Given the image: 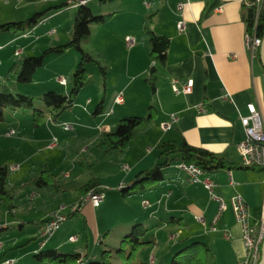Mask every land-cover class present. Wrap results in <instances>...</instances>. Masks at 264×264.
<instances>
[{
    "label": "crops",
    "instance_id": "obj_1",
    "mask_svg": "<svg viewBox=\"0 0 264 264\" xmlns=\"http://www.w3.org/2000/svg\"><path fill=\"white\" fill-rule=\"evenodd\" d=\"M249 1L116 0L104 6L98 2L90 8L96 16H110L106 24L90 26V41L97 53V55H92V53L90 55L102 67L106 68L107 73L105 77L102 76L99 79L95 101L88 99L82 107L83 111L80 108L81 102H77L74 108L69 110L68 121H63V124L74 125L72 132L80 136L83 144L88 145L83 148V153H87L91 146L97 145L101 134L115 131L122 119L127 117L146 118L149 115L150 107L155 110L154 118L135 131L133 140L124 153H118L116 156L108 158L116 153L101 156L97 151V155H93V160L89 161L93 171L85 178L81 176L79 180L75 179L70 184L64 185L49 170L59 182L60 188L33 190L30 194V199L34 200L32 203L38 202L39 205L44 203L46 205L52 196L53 200L60 198L61 201L64 198L68 201L61 202L57 207L46 211L42 221L47 222L62 205L78 207L83 200L81 188L93 179L100 182V189L103 192L108 191L104 194L103 201L108 205L109 193H117L121 184H131L140 172L147 170L159 161V147L163 143L185 141L193 147L221 155L237 167L206 175L217 184L215 194L227 204V210L223 212L218 223V231L215 233L210 231L212 219L218 212V203L212 200L203 185L190 183L187 175L176 169L177 167L174 168V172H171V166L176 161L163 170L164 180L162 183L151 189L131 194L144 195L141 198V205L143 206L145 201L149 202V207L143 206L142 208L149 211L150 215L131 217L127 224V230L137 224L148 230L159 229L160 223L157 225H152V223L163 222V216L166 215L170 216L168 224L172 223L185 228L187 227L186 218H188L191 219L194 226L188 232L184 229L171 233V240L178 243L202 241L209 245L211 253L215 246L217 248L215 258H221L228 261L229 264H238L243 260L245 256L243 231L242 226L235 218L231 199L236 195L242 196L249 209V225L252 229L257 228L264 199L262 170L243 167L237 149L246 137L240 115H248L247 106L255 104L264 119V68L260 57H253L247 50L245 41L247 29L243 13L244 7L248 6ZM59 2L61 0L45 10L48 13L41 23L46 21L51 25L52 21L62 18L64 15L71 20L75 18L76 8L74 17L72 11L63 14L70 7L66 2L62 1L63 3L58 4ZM179 4L184 5L182 12L178 10ZM61 5L64 6L62 10L54 9ZM152 16L154 18H151ZM181 20L186 23L183 33H180L177 27ZM148 24H151L150 27L156 35L170 39L165 65L151 60V45L148 37L144 35V28ZM39 25L33 31L26 33V37L22 35V39H33V34L39 30ZM56 34V29L49 31V35ZM128 37L136 41V45L132 48L127 46L126 38ZM13 40H16V37ZM40 40L35 39L38 42ZM1 48L2 46H0ZM17 51L21 52L20 58L23 56L25 48L21 47L15 53ZM74 64V66L77 65V60ZM151 67L155 68L156 90L154 92L146 82ZM60 78L66 79L63 76L58 77V79ZM58 79L55 84L50 85L48 90L53 92L62 90L67 95L71 89L68 80L66 79L67 86H63L58 82ZM190 80L194 84L191 94L178 95L173 91V85H183ZM33 82H37L35 78H33ZM3 90L13 92L8 87H4ZM24 94L31 96L30 93L25 92ZM121 95L123 102L117 103L116 99ZM92 104L96 108L103 104L100 114L94 115L96 108L91 110ZM171 115H176L178 120L171 130L164 132L160 126L162 123L168 122ZM47 120L52 129L47 130L51 135L48 133L45 140L41 139V142H47L45 148H48L49 143H52L49 141L55 138L57 129L62 125L56 123L58 119L53 121L51 115ZM12 130L16 134L7 137V134ZM18 133V129L11 127L6 131L5 137L12 139ZM31 141L33 142V140ZM32 142L26 140L24 143L28 145ZM65 144L67 147L72 145L70 141ZM117 161L121 162V167L117 166ZM2 166L6 165H0V167ZM82 167L85 168V166ZM16 171L12 172L17 173ZM26 173L28 171L24 170L16 178H21ZM71 178V174H64V179L70 180ZM42 195L45 200L40 202ZM122 198L126 199L127 196L122 195ZM116 199L118 198L115 197ZM102 206L103 204L99 208H94L90 203L83 202L76 213L68 218V220L74 218L71 222L73 223L72 229H67L63 233V238L54 242L53 249L63 251L68 244L80 243V236L76 233L78 222H75V219L77 217L83 218L82 230L86 234L88 243L91 235L95 242L99 243L103 230L109 228L99 222L98 211ZM196 216L205 217L208 222L207 229L195 221ZM180 219L181 221L178 223L174 221ZM167 227L169 229V226ZM43 228L44 224L39 225V244ZM73 236L79 238L77 243L69 241ZM54 240L55 236L48 244ZM101 241L104 242V240ZM14 244L12 249L21 246V243H16V241ZM156 245L157 242L154 241L153 244L147 246L148 250L156 249ZM39 247L40 245L32 249V252L18 251L21 256L10 257L5 250L6 246L3 245L0 251L3 252L0 254V264L10 260H14L16 264L18 261H28V256L31 253H37ZM89 247L88 244L87 252L79 248L74 253L87 255L88 259H97L95 253L90 255ZM138 255L136 261L140 257ZM146 256H149L150 264H157L156 258L150 253Z\"/></svg>",
    "mask_w": 264,
    "mask_h": 264
},
{
    "label": "rangeland",
    "instance_id": "obj_2",
    "mask_svg": "<svg viewBox=\"0 0 264 264\" xmlns=\"http://www.w3.org/2000/svg\"><path fill=\"white\" fill-rule=\"evenodd\" d=\"M57 1L58 0H0V26L8 23L27 21L35 14L42 13L49 6L54 5ZM62 1L67 3V0H61L58 4L63 3ZM95 4H98V0H91L88 6L91 8ZM70 11H72V16L74 17V7L68 8L63 14H67ZM151 18H154V16ZM73 23L74 19L72 18L71 20L66 18L65 15L62 18L52 21L51 25L49 22L45 21L40 23L38 27L39 30L33 34V39H22V36L19 37L12 32L0 31V46H2L0 49V92L9 93L8 90H3L4 87H8V89L13 91L10 93L15 95L24 94L25 92L30 93V95L35 98V108L47 112L44 123L39 127L34 126L32 110L13 111L7 109L5 111L4 121L0 122V165L5 164L9 168L7 188L13 191L16 205L15 214H12L6 206L2 207L0 213V224L8 227L7 229L0 231V243L6 246L5 250H7V255L10 257L21 256L18 251L32 252V249L37 248L40 245L38 222L43 220L44 215L47 213L46 211L57 207L61 202L66 203L68 201V199L64 198H62L61 201L60 198L53 200L52 196L51 199H48L46 205L45 203L39 205L38 202L33 204L32 201L34 200L30 199V194L33 190L38 188L32 183V180L39 178L43 173L42 171L48 168V170L57 176L58 181L67 185L70 184L72 180H79L81 176L84 178L89 176L93 171L92 167L83 168L80 162L84 163L85 160L86 162L93 160V155H97L98 151L96 145H90L89 152L83 153L84 146L88 145L83 144L80 136H77L75 133L66 132L59 127L55 136L58 140V146L55 150L45 148L47 144L46 141L41 142V139L45 140L44 138L47 137L46 135L50 133V131L47 130L52 129V126L47 123V118L50 116V113L45 109L42 102L39 101V98L45 93L51 92L48 89L51 87L50 85L55 84L58 77H65L68 80L70 88L72 87L73 75L81 60L80 53L74 49H70L62 54H49L45 58L43 67L39 69L33 77L37 82H32L30 84L17 82V77L20 74L19 69L11 71L14 64L21 62L26 57L40 56L46 50L50 49L52 47L51 45L57 47V45L61 46L62 44H67L71 39ZM54 29H56L57 34L49 35V31ZM15 37L16 40L12 41ZM36 38L41 40L39 42L35 41ZM90 39L88 41H83L82 47L86 53L97 55ZM21 47H24L25 51L23 56L19 58L15 56V51L21 49ZM76 60L77 65L74 66ZM87 72V83L76 100V103L81 102V110L88 99L93 101L97 96L98 82L102 77L99 67L95 64L87 65ZM8 75L9 78H7ZM58 91L59 92L55 93L66 95V92L62 90ZM95 108L96 106H94V104L90 106L91 110H94ZM68 114L69 111L62 114L56 123L61 125L63 124V121H68ZM11 127L18 129L19 133L16 137L7 139L5 133ZM55 138H53V140ZM26 140H29L30 142L33 140V144L26 145L24 143ZM53 140H50L49 142H52ZM68 141H70L72 145L67 147L65 143ZM117 154L118 153L113 154L108 158H112V156H116ZM117 163V166L121 167V162L117 161ZM178 165L179 162L176 161L171 166L170 171L174 172V168ZM14 166H19L20 168L16 171L17 173L11 171V168ZM24 170L28 171V173L24 174L21 178H16L19 174L23 173ZM94 170L96 171L97 169ZM65 173L71 174L72 178L70 180L64 179ZM49 192L51 193V191ZM107 192L108 191H104L103 194H106ZM116 192V195L111 193L108 194L110 198L109 204L107 205L102 202L103 206L98 211L99 222L105 227H109L105 228L102 232L101 240H104V242L102 243L101 240L99 243L95 242L94 237L91 235V237L89 236L90 240L88 243L86 240V234H84L85 232L82 230L84 222L83 218L77 217L75 219V222H78L76 233L80 236V243L76 245L68 244L66 248L63 249V252L74 253L75 250L79 248L87 252L89 244L90 255L95 253L98 260H101V255L106 250H112L114 259H118V256L121 255V253H117L120 249L121 241L125 236L131 233L134 226L139 225H134L127 230L129 219L131 217H141L143 215H146L144 217H147L150 213L142 208L141 198L144 195L137 193L123 199L120 191L117 190ZM115 197L118 199L115 200ZM40 199V202H43V200H45L44 195H42ZM169 218L170 216L166 215L163 216V222L157 221L152 223V225L160 223V227L159 229L153 228L150 230L147 234L146 240L157 242L156 249H153L152 251L148 250L149 247L142 249L138 255L140 256L139 259L137 261L135 260L136 262L134 264H150L149 256H146L148 253L156 258L157 264H171L174 255L194 243L193 241H189L183 244L171 240V233H176L179 230L184 229L188 232L194 226V223L190 221L191 219L189 220L186 218L187 227L182 228L176 224H168ZM73 219L74 218H71L64 223L62 228L56 233L55 240L46 246V250H52L54 242L63 238V233L67 229H72L73 223L71 222ZM74 224L76 225V223ZM167 226H169V229ZM15 241L16 243H21V246L12 249L15 245ZM212 250V253L209 255L208 264H229L228 261L221 258H215V251H217L215 246ZM1 253L3 254V252H0V254ZM33 255L34 253H31L30 256H28V261H18L17 264H33ZM115 262L119 264L118 260Z\"/></svg>",
    "mask_w": 264,
    "mask_h": 264
},
{
    "label": "trees",
    "instance_id": "obj_3",
    "mask_svg": "<svg viewBox=\"0 0 264 264\" xmlns=\"http://www.w3.org/2000/svg\"><path fill=\"white\" fill-rule=\"evenodd\" d=\"M116 0H98L101 5H108ZM63 5L55 7L56 10H62ZM48 11L37 13L30 19L24 22L8 23L0 26V31L12 32L17 36H22L33 31L45 18ZM110 16H96L93 14L90 7L81 6L76 8L74 23L71 30L70 41L61 46L52 47L46 50L42 55L37 57H26L21 62L14 64L12 70H20L17 77V82L22 84H30L33 82V77L39 69L44 65L45 58L49 54H62L70 49H74L80 53L81 60L73 75L72 87L67 95L57 94L53 91L45 93L39 98L45 109L52 116L53 121L74 108L78 95L88 80L87 65L95 64L99 67L103 77L106 76V68L102 67L90 54L86 53L82 47L83 41H88L91 37L90 26L93 24L104 25L108 22ZM243 19L246 24L247 32H253L255 27V9L252 6H245ZM258 37H264V8L261 12L258 25L256 27ZM144 35L148 37L151 45V60L155 63L165 65L167 62V53L170 47V39L165 36H158L152 30L150 25L144 28ZM260 57V54H259ZM155 68L149 69V74L146 82L154 92L155 84ZM11 109L13 111H33L34 126H41L47 116V112L37 110L35 108V98L25 94H12L0 92V122L4 121L5 111ZM103 110V104H100L94 115H98ZM154 108H149V115L143 117H127L122 119L115 131L103 133L99 136L96 148L101 156H106L113 153H124L129 148L133 140L135 131L145 123H149L154 118ZM182 161L193 163L200 167L205 175H211L216 172L228 169L232 170L237 167L229 163L223 156L213 154L205 149L193 147L182 142H166L159 147V161L152 165L147 170L140 172L133 182L127 185L124 189L119 190L124 197L131 195L137 191H144L163 182V170L170 167L173 162ZM86 168L91 167L86 160L80 162ZM9 179V168L7 166L0 167V213L3 206L15 214V196L11 190L7 188ZM32 183L39 189L56 190L59 189V182L47 169L43 171L39 178L33 179ZM92 190L102 191L100 182L93 179L81 188L83 200L79 203V207L83 203L88 193ZM103 192V191H102ZM76 213L68 214V218ZM177 223L180 220H174ZM46 221L38 222V226L46 224ZM150 230L143 228L141 225L134 226L131 233L124 237L120 243V249L117 253H121L118 259H114L113 251L106 250L101 255V260L88 259V256H83L81 253L63 252L57 249L46 250L45 248L33 255V264H134L138 253L145 247L153 244L154 241L146 240ZM180 243V242H179ZM185 244L184 242H181ZM211 249L209 245L202 241H195L191 246L182 249L174 255L171 264H208ZM11 261V260H10ZM14 261V260H13ZM6 264V262H4ZM13 264H16L15 261Z\"/></svg>",
    "mask_w": 264,
    "mask_h": 264
},
{
    "label": "built area",
    "instance_id": "obj_4",
    "mask_svg": "<svg viewBox=\"0 0 264 264\" xmlns=\"http://www.w3.org/2000/svg\"><path fill=\"white\" fill-rule=\"evenodd\" d=\"M91 0H67L68 7L78 8L81 6H87ZM248 6H252L255 9V27L253 32L246 33V47L247 50L251 53L253 57L259 56L262 38L258 37L256 34V27L259 22L261 12L264 8V0H250ZM183 4H179L178 10L183 11ZM178 30L180 33L185 32L186 23L184 20L178 22ZM27 35L24 34L23 37ZM127 46L132 48L136 45L135 39L128 37L126 38ZM21 55L20 51L15 53L16 57ZM58 82L67 86V80L64 78L58 79ZM193 81L190 80L186 84L173 85V91L176 94H185L189 95L193 92ZM117 103H122V95L118 96L116 99ZM248 115H240V121L245 130V140L238 145V153L241 157L242 166L245 168H257L262 170L264 174V119L256 107L255 104H249L247 106ZM178 117L176 115H171L168 122L161 124V129L164 132L171 130L175 123L177 122ZM62 129L66 132H72L74 130V125L71 123H64L61 125ZM16 134L15 131H11L7 134V137H12ZM58 140L55 138L52 143L49 145L48 149L53 150L58 145ZM178 170L183 171L188 178V181L192 184L203 185L209 192L212 200L218 203V212L214 216L211 222L210 231L215 233L218 231V223L221 219L223 212L227 210L226 202L215 194V189L217 184L212 181L208 176L205 175L204 171L193 163L180 162L177 166ZM19 169V166H14L11 168V171H16ZM127 186V184H121L118 187V190H122ZM105 196L102 191L92 190L88 193L83 202L90 203L94 208H99L104 200ZM232 206L237 222L242 226L243 231V243L245 248V256L242 261L238 264H259L261 260V248L264 242V199L262 206V213L260 220L258 222L257 228L252 229L249 225V209L240 195L234 196L232 199ZM144 207H149V202H143ZM80 207L74 206L68 207L66 205L60 206L57 212L53 213L48 219L42 230V239L40 242L39 251L43 250L50 240L55 236V234L62 228L64 223L68 220L69 212L73 213L77 211ZM69 210V212H68ZM68 212V213H67ZM195 221L198 222L203 228L207 229L208 222L203 216H196ZM7 226H2L0 224V231L7 229ZM72 243H77L79 238L73 236L69 239ZM3 248V244L0 243V251ZM14 261H7L6 264H13ZM79 264H83L81 261Z\"/></svg>",
    "mask_w": 264,
    "mask_h": 264
},
{
    "label": "water",
    "instance_id": "obj_5",
    "mask_svg": "<svg viewBox=\"0 0 264 264\" xmlns=\"http://www.w3.org/2000/svg\"><path fill=\"white\" fill-rule=\"evenodd\" d=\"M260 59L264 68V37L262 40V44H261V49H260ZM259 264H264V242L262 244V248H261V260Z\"/></svg>",
    "mask_w": 264,
    "mask_h": 264
}]
</instances>
